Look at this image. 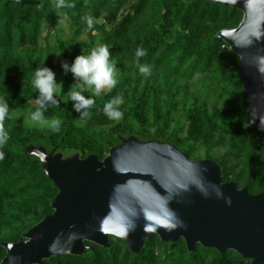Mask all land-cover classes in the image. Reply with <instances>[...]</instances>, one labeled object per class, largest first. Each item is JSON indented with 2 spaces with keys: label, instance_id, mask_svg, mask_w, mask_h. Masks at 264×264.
<instances>
[{
  "label": "trees",
  "instance_id": "16d2710c",
  "mask_svg": "<svg viewBox=\"0 0 264 264\" xmlns=\"http://www.w3.org/2000/svg\"><path fill=\"white\" fill-rule=\"evenodd\" d=\"M56 0H0V98L9 94L11 113L35 109L36 90L31 81L36 67L44 66L65 76L59 106L45 114L57 117L60 131L27 126L22 118L4 122L7 144L0 147V263L6 257L3 245L19 243L23 236L47 217L58 189L44 172L41 161L31 157L29 147L56 150L64 157L91 155L102 161L123 140L137 137L142 142L159 141L176 146L190 160L196 145L205 150L204 159L222 169L223 183L235 182L251 195L264 194V127L248 112L243 101L240 58L217 35L236 29L243 13L208 0H65L72 7H55ZM85 17L93 20L89 29ZM63 21L69 25L70 40L56 36L52 52L39 54L45 29L51 31ZM106 45L120 68L117 85L102 97L84 91L95 100L89 118L73 110L70 98L71 73L62 64H71L78 55ZM145 56L139 64L159 74L144 76L136 68V52ZM60 55L61 61L54 62ZM202 77L208 85L222 86L226 96L222 108L210 111L198 99L189 104L180 100L182 89L176 80L191 82ZM174 79V81H171ZM114 96L123 97L122 118L110 120L103 111ZM180 111L184 125L176 124ZM82 123L87 125L81 126ZM96 129H100L99 134ZM104 130H107V134ZM224 150L220 157L215 150ZM110 248L87 243L90 251L81 256L64 255L44 264H251L236 252L220 254L198 245L193 253L186 243H163L153 236L140 255L133 254L121 240L110 238ZM161 251V255H159Z\"/></svg>",
  "mask_w": 264,
  "mask_h": 264
},
{
  "label": "water",
  "instance_id": "95a60500",
  "mask_svg": "<svg viewBox=\"0 0 264 264\" xmlns=\"http://www.w3.org/2000/svg\"><path fill=\"white\" fill-rule=\"evenodd\" d=\"M243 13L238 28L217 37L239 57L243 101L264 127V0H208ZM58 189L54 213L19 243L3 247L0 264H44L59 256L81 257L87 243L110 248L123 241L140 255L153 236L163 243L183 240L220 254L236 252L251 264H264V194L251 195L235 182L223 183L212 160L192 161L176 146L130 137L100 160L29 147Z\"/></svg>",
  "mask_w": 264,
  "mask_h": 264
},
{
  "label": "clouds",
  "instance_id": "9594fccd",
  "mask_svg": "<svg viewBox=\"0 0 264 264\" xmlns=\"http://www.w3.org/2000/svg\"><path fill=\"white\" fill-rule=\"evenodd\" d=\"M55 7H72L71 4H66L65 0H56ZM88 28L91 29L93 20L91 17L84 18ZM146 52L143 49H138L136 52L137 63L140 73L150 75V66L139 64V57L145 56ZM111 52L106 45L94 47L87 55H78L74 61L69 64H62L64 73H71L75 81V85L79 91H71L70 98L73 110L80 115L82 119L89 118L92 115L91 110L95 105V100L91 97H86L83 92L88 87H93L96 95H100L105 90L111 92L118 83L116 79V64L111 59ZM264 63V61H261ZM32 87L36 90L35 103L38 105L36 110L31 113V120L38 122L41 125H48L54 132L60 131L61 121L59 119L48 120L45 117V112L53 106H59L57 99L58 95L63 91V83L57 82L56 73L50 68L40 66L33 71L31 81ZM9 94L0 98V147L7 144L9 140L8 132L4 128V122L12 118V109L9 106ZM123 103V97L114 96L111 100L105 103L103 111L110 120H119L122 118L120 106ZM4 153L0 151V159H3Z\"/></svg>",
  "mask_w": 264,
  "mask_h": 264
},
{
  "label": "rangeland",
  "instance_id": "374dc122",
  "mask_svg": "<svg viewBox=\"0 0 264 264\" xmlns=\"http://www.w3.org/2000/svg\"><path fill=\"white\" fill-rule=\"evenodd\" d=\"M71 35H72V31H71V29H70V27L66 21H63L58 27H56L55 29H53L51 31L45 29V31L43 32V39L39 42V45H38L39 54L44 55L45 52H52V50L55 46V43H56L55 42L56 36H59L62 40L68 41V40H70ZM53 60L55 63H58L61 61V56L57 55ZM116 69H117V72H116V79H117V77L120 75L119 66H117ZM136 69L139 70V67H137ZM150 73L151 74L147 75V76L159 74V73L155 72L153 70V68H150ZM144 76H146V75H144ZM70 80H71L72 87H74L75 81H74L72 75H71ZM171 81H174V79H171ZM59 82H62L63 87H64L65 76H62L58 80V83ZM176 84L183 91L181 96H180V100L183 102H186L187 104H189L190 102H192L195 99H198L201 103L206 104L210 111H213L214 109H217V108H222L225 104L226 96H222V92H223L222 86L219 85L218 83H211V84L206 85L203 82L202 77H197L191 82L176 80ZM87 91L93 92L96 95L93 87H88ZM106 91L107 90L102 92L100 95H96V96L100 98L106 93ZM35 110H36V107H35V109H29V110H25V111H19V112L11 113V115H12L11 119L22 118L27 126L35 127L39 130H52V128L48 125H41L38 122H34L31 120V118H30L31 113L34 112ZM44 115L48 120L58 119L57 117L50 115V114H44ZM176 122H179L176 124H180V125L185 124L183 111H180L178 113V115L176 117ZM85 125H87V124L86 123L81 124V126H85ZM95 131L97 134H99L101 132L100 129H96ZM104 131L106 134L108 133L107 130H104ZM195 151L196 152L194 154V157L197 160H194V161L205 160L204 159L205 150L202 146L196 145ZM223 153H224V150L219 149V150H215L212 154L215 157H220V156H222ZM159 255H161V251H159Z\"/></svg>",
  "mask_w": 264,
  "mask_h": 264
}]
</instances>
